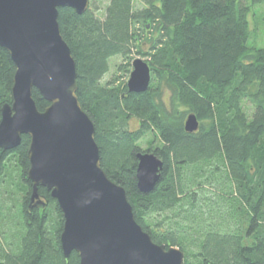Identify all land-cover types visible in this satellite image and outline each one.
<instances>
[{
	"label": "trees",
	"instance_id": "1",
	"mask_svg": "<svg viewBox=\"0 0 264 264\" xmlns=\"http://www.w3.org/2000/svg\"><path fill=\"white\" fill-rule=\"evenodd\" d=\"M260 5L109 0L83 14L59 9L102 169L125 189L143 230L156 244L179 248L184 264H264V47L249 44ZM134 54L151 69L146 92L105 79L114 57L126 61L118 71L131 72ZM15 75L0 46V122L13 103ZM33 98L41 112L50 105L37 90ZM190 115L199 122L195 132L185 128ZM30 143L24 135L15 149L0 148V264H80L77 252L66 257L62 249L57 200L39 187L44 206L31 203ZM141 153L163 161L149 193L138 187Z\"/></svg>",
	"mask_w": 264,
	"mask_h": 264
},
{
	"label": "water",
	"instance_id": "2",
	"mask_svg": "<svg viewBox=\"0 0 264 264\" xmlns=\"http://www.w3.org/2000/svg\"><path fill=\"white\" fill-rule=\"evenodd\" d=\"M89 6L90 0H0V46L16 67L13 103L1 113L0 148L15 149L22 136L30 137L31 203L44 206L39 187L57 200L66 257L75 251L80 264H184L179 248L158 245L143 230L125 189L102 169L95 126L78 100L76 63L58 21L60 8L83 14ZM151 80L149 64L134 60L129 91L146 92ZM34 90L50 103L44 112L36 106ZM185 128L198 130L195 115ZM138 159V187L149 193L163 161L154 153Z\"/></svg>",
	"mask_w": 264,
	"mask_h": 264
},
{
	"label": "rangeland",
	"instance_id": "3",
	"mask_svg": "<svg viewBox=\"0 0 264 264\" xmlns=\"http://www.w3.org/2000/svg\"><path fill=\"white\" fill-rule=\"evenodd\" d=\"M95 3L96 6H99L101 8H104L108 5L109 0H90V4ZM251 21V30L252 35L250 38V46L257 47V48H263L264 47V5L256 6L253 8L252 15L250 17ZM134 60L137 58H141L144 61L146 60L143 57H138L135 54L133 55ZM133 60V61H134ZM126 64V61L121 57H114L111 59V70L106 75L105 79L108 80L113 76H116L117 78H120L123 81H126L128 83L130 79V73L133 70V66L131 67V72H123L118 71V67ZM132 64V62H131ZM154 134L152 133L150 136L147 137V139L142 143L143 149L147 150L149 148V142L153 139ZM155 138L154 142L158 143V140Z\"/></svg>",
	"mask_w": 264,
	"mask_h": 264
}]
</instances>
